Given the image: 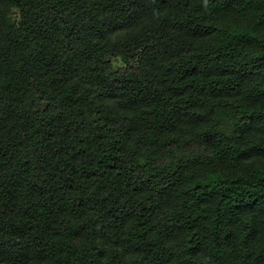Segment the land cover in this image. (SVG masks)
<instances>
[{"label": "trees", "instance_id": "1", "mask_svg": "<svg viewBox=\"0 0 264 264\" xmlns=\"http://www.w3.org/2000/svg\"><path fill=\"white\" fill-rule=\"evenodd\" d=\"M0 264H264V0H0Z\"/></svg>", "mask_w": 264, "mask_h": 264}]
</instances>
